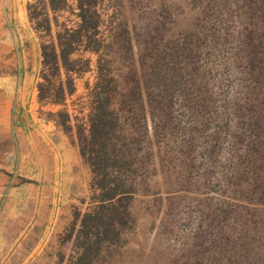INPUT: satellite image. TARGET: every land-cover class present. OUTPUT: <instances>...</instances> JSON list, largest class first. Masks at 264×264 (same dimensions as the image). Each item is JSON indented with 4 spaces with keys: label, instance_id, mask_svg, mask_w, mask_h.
<instances>
[{
    "label": "rangeland",
    "instance_id": "rangeland-1",
    "mask_svg": "<svg viewBox=\"0 0 264 264\" xmlns=\"http://www.w3.org/2000/svg\"><path fill=\"white\" fill-rule=\"evenodd\" d=\"M43 1L24 0L19 11L17 6L10 7L8 0H0V117L2 104L10 103L11 110L18 92L23 91V81H28L25 99L30 127L47 131L55 145L61 142L59 131L64 133L90 169V191L68 229L72 243L65 264H211L207 257L220 258L222 245L218 241L216 247L204 242L200 255L192 229L188 236L184 224L197 225L199 218L201 225L211 217L219 221V216L209 213L219 192H207L206 188L198 203L193 184L186 200L197 218L194 214L180 218L179 214L184 215L180 204L181 194H186L185 184L179 181L170 188L167 182L178 175L186 179L187 191L189 178L201 177L206 141L201 139L195 150L187 152L184 146H178L183 141L175 139L164 152L161 133L168 129L174 132L187 124L198 127V136L204 133L214 140L206 129L214 130L217 123V141L223 140L226 145L229 130H225L224 122L219 123L220 118H211L221 113L218 105L223 97L244 91L252 81L246 68L239 63L232 66V49L239 50L223 44L222 37L223 32H235L237 38L239 26L248 27L245 8L237 9L234 0H93L99 12L94 38L100 46L97 51L87 46L93 32L90 29L73 42L64 64L55 54L60 51L57 33L63 34L60 39L64 43L69 38L63 33L64 26H78L76 0H67L59 10L43 9ZM256 48L260 51L257 58L263 56L264 65V46L257 44ZM99 80L115 87L110 98L114 107L111 117L117 126L105 139L109 148L116 149L112 155L115 163L126 162L125 167L129 165L135 175L146 180L157 173L160 179L153 193L161 195L162 200L158 204L155 196L136 193L118 204L111 215L117 219L112 226L95 228L82 223V219L85 213L96 210L101 190L95 180L104 173L94 170L89 158H104L98 141L102 139L90 142L89 132L95 117V83ZM155 84L163 88L162 92H152ZM131 86L141 90L132 92ZM257 88L264 92L263 80ZM207 89L213 91L211 96ZM153 99L162 100L160 106L164 103L161 120ZM14 123L13 112L7 128L0 118L2 158L9 157V151L13 153ZM4 167L0 164V169ZM113 168L107 166V177L123 176ZM89 242L93 247L88 250ZM224 261L220 259L219 264Z\"/></svg>",
    "mask_w": 264,
    "mask_h": 264
},
{
    "label": "trees",
    "instance_id": "trees-1",
    "mask_svg": "<svg viewBox=\"0 0 264 264\" xmlns=\"http://www.w3.org/2000/svg\"><path fill=\"white\" fill-rule=\"evenodd\" d=\"M225 1L230 2V0ZM233 3L237 9L245 8L248 14V27L240 25L237 38L235 32H223L225 36L222 37V43L227 42L239 50L232 49L234 59L231 64L237 67L239 63L243 69L246 68L251 76L252 85L244 91L243 89L238 90L236 95L223 97L218 105L221 113L211 118L214 120L220 118L219 123L224 122L225 130H229L225 136L226 145L223 146V140L217 141L219 138L215 131L220 130L217 123H214V130L206 129V133H212L214 140L205 137L204 133L198 136V127L194 128V125L187 124L178 127L174 132L171 129L164 130L161 136L165 140L164 152H167V144H175V139L183 141L178 146H184L187 152H191L192 148L195 150L196 144L201 142V139L206 141L201 177L189 178L190 188L188 190L190 191H186V179H181L178 175L167 179L171 185L170 188L175 187L179 181L185 184L183 189L186 194H181L183 202L180 204L184 215L178 213L180 218H190L192 214L196 216L191 203L186 200L193 184L196 195L194 197L198 203L203 200L201 193L206 188L207 192L210 190L219 192L209 211L219 216V221L211 217L205 220L204 225H201L202 220L199 218L197 225L187 224V221L184 224L187 229L185 234L188 236L192 229V238L198 253L202 255L201 247L204 242L210 246L215 244L216 247L218 241L219 245H222L219 249L220 258L214 260L207 257L211 264H219L220 259H225L223 264H264V92L261 93L257 88V84L261 80L264 81V65L261 61L263 56L257 58L260 51L256 48L257 44L264 46V0H234ZM66 5L67 0H44L41 7L59 10ZM76 7L80 18L78 26L74 29L64 26L63 29L65 36L69 35L68 40L63 43L60 39L63 34L57 33L60 51L55 54L64 64L68 62L69 53L74 48L73 42L77 41L76 39L81 35L87 34L88 30L91 29L93 32L89 35L90 43L87 46L95 51L100 46L99 40L94 38L99 19V12L94 1L76 0ZM219 20L223 21L220 18ZM241 70L240 67L239 71ZM99 81L95 83V117L91 119L89 132L90 142L94 139H102L98 141L101 144L100 150L103 151L104 158L101 161L97 157L90 156L89 158L92 160L94 170L104 171V173L95 180V184L101 190L96 210L85 213L82 219V223H89L95 228L100 225L112 226L117 219L111 215L115 213L118 204L128 197H134L136 193H144L149 197L155 196L153 199H158V204L162 200L161 195L153 193L155 183L160 179L157 173L146 180L144 176L135 175V169L133 171L129 165L125 167L126 162L115 163L116 158L112 155L116 154V149L109 148L105 140L110 138L109 132L117 126L111 117L114 107L111 105L110 98V93L115 87ZM59 85L64 92L63 83ZM151 89L152 92L154 90L162 92L163 88L155 84ZM131 90L133 92L141 89L139 86H131ZM147 90L148 86H146ZM207 91V95L211 96L213 91L211 89ZM153 101H155L154 109H158V116L161 120L163 117L161 106L163 107L164 103L160 106L159 103L162 100L153 99ZM81 151L84 154L85 148ZM95 164L98 165L95 167ZM108 165L114 166L113 169L116 171L123 172V176L107 177L105 169ZM105 231H110V229ZM94 242H98V239ZM91 243L93 244L89 242L86 246L88 250L93 247V245L90 246ZM205 250H207L206 247Z\"/></svg>",
    "mask_w": 264,
    "mask_h": 264
},
{
    "label": "crops",
    "instance_id": "crops-1",
    "mask_svg": "<svg viewBox=\"0 0 264 264\" xmlns=\"http://www.w3.org/2000/svg\"><path fill=\"white\" fill-rule=\"evenodd\" d=\"M8 1L20 11L24 0ZM27 83L11 110L2 104L0 117L7 128L13 112L15 122L13 153L0 154V264H65L68 229L90 191V169L64 133L55 145L47 131L30 127Z\"/></svg>",
    "mask_w": 264,
    "mask_h": 264
}]
</instances>
